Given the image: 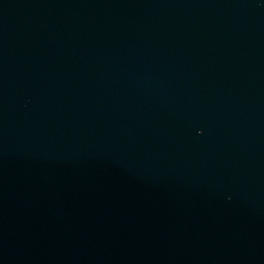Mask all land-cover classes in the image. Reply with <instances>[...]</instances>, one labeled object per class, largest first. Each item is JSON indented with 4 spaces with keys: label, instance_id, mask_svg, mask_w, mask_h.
<instances>
[{
    "label": "water",
    "instance_id": "water-1",
    "mask_svg": "<svg viewBox=\"0 0 264 264\" xmlns=\"http://www.w3.org/2000/svg\"><path fill=\"white\" fill-rule=\"evenodd\" d=\"M0 264H264V0H0Z\"/></svg>",
    "mask_w": 264,
    "mask_h": 264
}]
</instances>
